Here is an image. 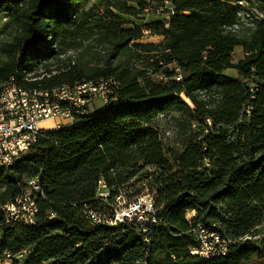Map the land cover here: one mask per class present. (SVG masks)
Instances as JSON below:
<instances>
[{"label":"trees","instance_id":"trees-1","mask_svg":"<svg viewBox=\"0 0 264 264\" xmlns=\"http://www.w3.org/2000/svg\"><path fill=\"white\" fill-rule=\"evenodd\" d=\"M129 1L136 5L0 0V92L12 77L30 91L107 77L118 84L117 101L41 131L30 151L0 166V255L33 248L23 264H264V9ZM156 6L169 17L140 25L122 16ZM144 30L161 39L141 41ZM237 47L244 54L234 61ZM32 177L42 193L37 221L11 226L1 206ZM100 178L113 201L138 181L155 192L164 213L147 237L135 223L86 220L82 206L96 207ZM198 228L227 252L191 254L201 247Z\"/></svg>","mask_w":264,"mask_h":264},{"label":"built area","instance_id":"built-area-1","mask_svg":"<svg viewBox=\"0 0 264 264\" xmlns=\"http://www.w3.org/2000/svg\"><path fill=\"white\" fill-rule=\"evenodd\" d=\"M159 78H163V75H159ZM176 79H180V76ZM117 89L118 84L112 82V78H101L98 83H92L87 87L71 85V89L54 87L48 92L24 94L12 82L11 90L0 97V164L11 166L19 159V153L30 151L39 133L45 131L39 126L41 121L51 119L55 121L56 127L67 126V123L76 122L79 115L87 112L95 97H99L103 104L117 101ZM206 164L208 165L207 161ZM27 183L29 188L14 202L1 206L5 222L11 226L19 223L34 224L37 221L39 214L37 198L39 195L42 196L38 177L28 179ZM109 195L104 179L100 178L96 183L94 201L107 205V209L101 210L84 203L82 209L87 221L106 224L125 221L135 223L147 237L151 233V226L157 225L164 213V206H157L155 192L136 196L122 209L116 207V202L121 199L122 194L116 196L114 201L109 199ZM50 215V218L54 216L53 213ZM224 249L225 252L222 250L209 252L201 245L199 249L190 252L209 258L213 254H225L227 248L224 246ZM32 252L33 248L23 249L17 253L6 250L0 255V264H23Z\"/></svg>","mask_w":264,"mask_h":264},{"label":"rangeland","instance_id":"rangeland-1","mask_svg":"<svg viewBox=\"0 0 264 264\" xmlns=\"http://www.w3.org/2000/svg\"><path fill=\"white\" fill-rule=\"evenodd\" d=\"M93 2L96 0H92ZM122 1V0H119ZM152 2L155 3V0H150ZM127 4L129 5H136L135 2L129 1L127 0ZM239 4L242 6H246V7H251V10L254 14H260V10L264 9V0H241L239 1ZM168 5V4H167ZM170 14H168L167 12H165V10H163L162 7L160 6H156V12L153 9L147 8L141 12H139L137 15L135 16H131V15H127L124 14L122 15L123 18L126 21H133L135 23H138L140 25L149 23L150 21L153 20H157V19H166L167 17H169ZM250 18H246L244 19V24L247 25L248 21ZM5 21V16H0V27L2 25V23ZM125 25H130L128 23H126ZM1 37H5V34H0ZM161 39V37H159L158 35L152 34L146 30L143 31V36L141 38V41L143 42H157ZM70 55H72L73 57H77L79 55V52L76 50H72L69 52ZM243 49L241 47H237L234 50L233 53V60L237 61L239 58H241L243 56ZM89 55L84 56V58H89ZM225 74L232 76V75H237L235 70H226ZM92 107L91 110L93 109H100L104 106L103 102L101 101V99L99 97H95L93 99L92 102ZM159 123L161 125V127L165 128L166 130L171 131V126H172V122L170 121V118L167 117H159ZM54 124L53 120L51 119H46L43 120L39 123V126L41 128L44 129H48L50 127H52ZM165 135H168L167 132L165 133ZM166 141V139H165ZM142 181H138L136 184H134L131 188L128 189V192H123L122 193V197L119 201L116 202L117 204V208L122 209L123 207H126V203H128L129 201H131V199L135 198L138 195H148L150 193L149 191V187L146 183L142 184ZM136 191H140V194L136 195L135 192ZM136 195L131 197V195ZM96 207L104 210L107 209V205H103V204H96ZM197 236L200 238V243L203 246L204 250H207L209 252H213V251H223L225 252L226 249H224L223 246V242L218 239V235L216 234H210V233H206V231L198 228L197 231ZM206 233V234H205ZM261 234H264V228H262L261 232L258 234V236H260ZM191 250H196V248H191ZM191 253V252H190ZM191 254H195L198 255L196 253H191Z\"/></svg>","mask_w":264,"mask_h":264},{"label":"bare ground","instance_id":"bare-ground-1","mask_svg":"<svg viewBox=\"0 0 264 264\" xmlns=\"http://www.w3.org/2000/svg\"><path fill=\"white\" fill-rule=\"evenodd\" d=\"M107 78H112V77H107ZM12 82H14V78L12 77L11 80L7 83V85L4 86V88L1 90L0 92V97H3L5 95V92L11 90L12 88ZM99 82V79L96 80V81H89V82H79V83H76L74 85H79V87H87L88 85H91L92 83H98ZM112 82H116L113 78H112ZM15 84V83H14ZM18 86V85H17ZM57 88H63V89H71V85H68V84H63ZM53 89V88H52ZM18 90L20 92H24V94H38V93H41V92H48L50 90L46 89V90H41V89H35V90H26L24 88H22L21 86H18ZM115 102V101H113ZM74 123V122H73ZM73 123H67V126H70L72 125ZM21 154V153H19ZM0 166H4V164H0Z\"/></svg>","mask_w":264,"mask_h":264},{"label":"crops","instance_id":"crops-1","mask_svg":"<svg viewBox=\"0 0 264 264\" xmlns=\"http://www.w3.org/2000/svg\"><path fill=\"white\" fill-rule=\"evenodd\" d=\"M233 77H237V75H232ZM54 122V124H53V126L52 127H50V128H48V129H44V128H41V130H53V129H55L56 128V125H55V121H53Z\"/></svg>","mask_w":264,"mask_h":264}]
</instances>
